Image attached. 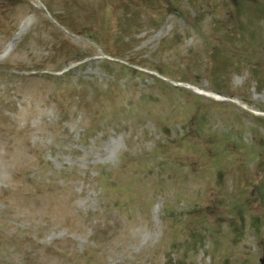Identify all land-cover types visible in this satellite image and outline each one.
Listing matches in <instances>:
<instances>
[{
  "label": "rangeland",
  "instance_id": "rangeland-1",
  "mask_svg": "<svg viewBox=\"0 0 264 264\" xmlns=\"http://www.w3.org/2000/svg\"><path fill=\"white\" fill-rule=\"evenodd\" d=\"M256 112L264 0H0V264H263Z\"/></svg>",
  "mask_w": 264,
  "mask_h": 264
},
{
  "label": "bare ground",
  "instance_id": "bare-ground-1",
  "mask_svg": "<svg viewBox=\"0 0 264 264\" xmlns=\"http://www.w3.org/2000/svg\"><path fill=\"white\" fill-rule=\"evenodd\" d=\"M98 57H101V56H98ZM181 86H183L185 88H188V89H190V90H192V91H194L196 93H200L202 95H205V96L213 97V98L218 99V100H226V99L222 98L221 96H217L215 93H211L209 91L202 90V89H200L198 87H195V86H192L190 84L182 83ZM256 113L264 115L263 112H256ZM108 147L109 148H107V152H105V155H107L111 151V149L113 147V144L110 143Z\"/></svg>",
  "mask_w": 264,
  "mask_h": 264
},
{
  "label": "water",
  "instance_id": "water-1",
  "mask_svg": "<svg viewBox=\"0 0 264 264\" xmlns=\"http://www.w3.org/2000/svg\"><path fill=\"white\" fill-rule=\"evenodd\" d=\"M263 264H264V260H263Z\"/></svg>",
  "mask_w": 264,
  "mask_h": 264
}]
</instances>
